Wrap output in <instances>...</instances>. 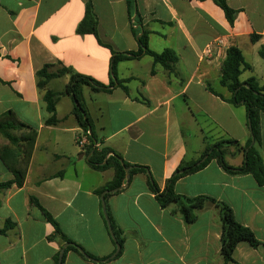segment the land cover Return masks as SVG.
<instances>
[{"label": "crops", "instance_id": "0c3cea01", "mask_svg": "<svg viewBox=\"0 0 264 264\" xmlns=\"http://www.w3.org/2000/svg\"><path fill=\"white\" fill-rule=\"evenodd\" d=\"M88 1L0 0V117L12 111L38 132L25 184L0 189V231L11 224L0 234V264H59L67 244L53 238L54 226L31 198L54 217L67 238L88 255L104 260H88L67 247L64 264H225L220 210L208 206L188 226L159 205L148 177L163 191L181 163L197 161L207 143L234 140L245 146L249 142L246 108L223 101L207 86L230 96L220 77L233 47L241 50L251 67L241 81L255 78L264 86V61L259 55L264 46V0H227L237 12L233 24L213 0H135L134 16L128 0H91L100 38L115 52L139 51L135 35L139 20L152 51L170 49L179 57L170 70L154 66L147 55L119 62L117 79L127 91L116 81L109 92L83 90L98 150L110 149L131 166L147 169V174L131 176L123 190L107 194V210L126 238L121 256L111 261L106 259L115 254L116 246L103 211L105 191L98 192L113 181L115 171L94 169L90 156L78 147L76 139L84 131L73 115L70 96L58 100V122L46 124L51 114L36 77L46 65H53L55 70L64 67L105 86L111 84L112 51L96 36L77 31ZM254 36L258 40L253 41ZM220 39L222 45L205 56L207 47ZM68 82L69 76H63L47 88L64 93ZM63 104L65 113L60 112ZM8 144L0 135V145ZM259 152L264 163V117ZM225 160L240 168L245 156L231 147ZM12 180L0 159V184ZM175 192L229 205L237 221L262 243L258 248L240 243L234 260L264 264V187L252 175H231L213 160L180 179Z\"/></svg>", "mask_w": 264, "mask_h": 264}, {"label": "trees", "instance_id": "16d2710c", "mask_svg": "<svg viewBox=\"0 0 264 264\" xmlns=\"http://www.w3.org/2000/svg\"><path fill=\"white\" fill-rule=\"evenodd\" d=\"M213 2L223 9L228 21L233 24L237 12L228 6L227 0H213ZM128 6L130 14L134 16L135 0H128ZM136 23L139 25L135 30V35L138 37L140 46L139 51L123 54L117 53L109 44L100 38L98 20L94 13L91 0L86 5L85 17L79 24L77 31L79 35L91 34L96 36L102 45L112 51L111 74L113 80L109 86H105L91 77L78 74L72 69L63 67L55 70V66L53 65H46L36 74L39 92L47 105L48 113L51 114V118L47 120L46 124L50 126L58 122V100L63 95L70 96L74 103L73 115L78 125L83 129L84 134L88 137L89 144L86 146L85 151L90 156V165L96 170L113 169L115 171L113 181L103 191L98 192L99 195L104 191H111L124 186L126 184L127 168H131V176L139 173L147 174V169L141 166H131L119 154L110 149L98 150L96 147L98 139L94 133L92 121L85 106L84 88L89 87L97 93L109 92L116 81L127 91V88L122 85L123 83L117 79L116 67L119 62L138 59L144 55L153 58L154 66L161 65L167 70H170L179 62V57L173 50L167 49L162 53L152 51L149 48L148 32L140 25L141 22L139 20ZM252 40H258V36L252 37ZM259 55L264 61V46L261 47ZM249 69L251 67L246 64L241 50L233 47L227 53L220 77V85L229 92L230 96L225 97L215 91L211 86H207L209 92L218 96L223 101L235 107L244 106L246 108L248 126L251 133L249 142L245 146H241L240 143L234 140H220L214 143H207L205 150L197 161L192 163L183 161L181 163L173 176L167 181L163 191L160 190L158 184L151 177H148L149 188L155 195L159 205L163 209H170L173 215L182 218L188 226L194 224L198 219V213L208 206H215L220 210L222 224L221 255L225 264H239L234 260L233 255L240 243L247 242L253 248H258L262 243L257 239L251 229L241 225L237 221L234 211L229 205L218 202L208 196L187 197L179 195L175 192V185L180 179L204 169L213 160H216L227 173L231 175H252L258 185L264 187V163L259 152V146L261 144V118L264 117V86H260L255 78H251L245 82L241 81L243 72ZM151 74H156L154 68ZM63 76H69V82L64 93H56L47 88L52 80ZM0 135L9 142L6 146L0 145V159L14 176V180L0 184V189L11 188L13 185L22 187L25 184L34 154L38 132L21 122L16 114L10 111L0 117ZM231 147H235L238 151L244 153L245 162L240 168L231 167L225 160L227 152ZM109 154L111 156L107 159ZM203 159L205 161L199 164ZM109 196H106L105 201ZM31 202L42 211L46 220L54 226L55 233L53 238L61 239L68 245V250L74 251L83 258L88 256L94 262L104 261L88 255L79 245L67 238L62 233L58 222L40 205L37 199L31 198ZM107 213L114 236L110 230L109 232L116 246L115 254L106 259L111 261L121 256L126 238L124 233L114 224L108 210ZM10 225V223H7L6 228L1 230L0 234L6 233ZM118 246L120 247L119 252H117ZM62 264H64V260Z\"/></svg>", "mask_w": 264, "mask_h": 264}, {"label": "water", "instance_id": "95a60500", "mask_svg": "<svg viewBox=\"0 0 264 264\" xmlns=\"http://www.w3.org/2000/svg\"><path fill=\"white\" fill-rule=\"evenodd\" d=\"M91 130V128H90ZM205 159H203L199 164H201L202 162H204ZM130 170L131 168H127L126 169V184L122 187H120L119 189H115V190H111V191H105L102 195V206H103V211H104V215H105V218H106V221H107V224H108V227H109V230L111 232V234L113 235V232H112V227H111V222L109 220V217H108V213H107V206H106V201H105V195L109 194V193H115V192H118L120 190H123L125 187H127V185L129 184L130 182V179H131V174H130ZM114 236V235H113ZM68 245H65L61 251V254H60V259H59V264H62V261H63V257H64V253H65V250L67 249ZM120 251V247L118 246L117 247V252ZM86 258L88 260H91L88 256H86ZM92 261V260H91Z\"/></svg>", "mask_w": 264, "mask_h": 264}, {"label": "built area", "instance_id": "2783aa9c", "mask_svg": "<svg viewBox=\"0 0 264 264\" xmlns=\"http://www.w3.org/2000/svg\"><path fill=\"white\" fill-rule=\"evenodd\" d=\"M222 43L223 41L220 39L216 41L213 45L207 47L205 51V56H211L213 53V48L215 46L218 47L222 45ZM76 143L80 149L85 150L86 146L89 144L88 137L85 134H83L82 136L77 137Z\"/></svg>", "mask_w": 264, "mask_h": 264}, {"label": "rangeland", "instance_id": "374dc122", "mask_svg": "<svg viewBox=\"0 0 264 264\" xmlns=\"http://www.w3.org/2000/svg\"><path fill=\"white\" fill-rule=\"evenodd\" d=\"M62 88H64V87H62ZM85 90H86V89H85ZM68 101H69L68 103H71L70 100H68ZM66 110H67V106H66V104H63V105L61 106V108H60V112H61V113H65Z\"/></svg>", "mask_w": 264, "mask_h": 264}]
</instances>
